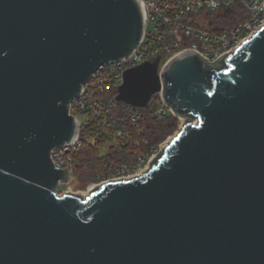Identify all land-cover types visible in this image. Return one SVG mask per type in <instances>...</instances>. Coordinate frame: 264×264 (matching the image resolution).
Wrapping results in <instances>:
<instances>
[{
	"label": "water",
	"instance_id": "1",
	"mask_svg": "<svg viewBox=\"0 0 264 264\" xmlns=\"http://www.w3.org/2000/svg\"><path fill=\"white\" fill-rule=\"evenodd\" d=\"M144 29L139 0H0V264H264V25L216 64L163 65L185 120L146 171L56 193L67 104ZM159 60L126 70L117 100L145 105Z\"/></svg>",
	"mask_w": 264,
	"mask_h": 264
},
{
	"label": "built area",
	"instance_id": "2",
	"mask_svg": "<svg viewBox=\"0 0 264 264\" xmlns=\"http://www.w3.org/2000/svg\"><path fill=\"white\" fill-rule=\"evenodd\" d=\"M145 18L144 35L140 43L128 55L119 60L103 62L92 77L82 84V92L67 104L68 114L77 118L78 131L71 143L53 146L49 157L53 168L66 169L68 178L58 179L55 191L61 195L71 191L70 182L77 171L78 164L73 153L81 146L80 127L92 120L100 119L102 125H108L103 117V107L95 98L94 92H102L107 85L118 87L123 83L126 70L144 62L152 61L162 55L165 61L158 68L160 86L153 95L157 97L158 106L155 116L163 118L171 113V107L163 99L164 83L161 79L163 65L175 55L184 51H194L210 64H216L226 54L234 51L245 39L249 38L264 25V0H139ZM240 5L237 21L223 29H212L209 25L208 12ZM113 102V99H108ZM136 115L133 120L138 119ZM184 122L185 118L176 116ZM108 134L111 131L106 128ZM115 138H127L117 128L113 131ZM167 141L153 144L148 156L140 154L132 164L116 167L101 180L89 188L102 182L128 179L146 171L152 160L160 153ZM88 193V192H87Z\"/></svg>",
	"mask_w": 264,
	"mask_h": 264
},
{
	"label": "trees",
	"instance_id": "3",
	"mask_svg": "<svg viewBox=\"0 0 264 264\" xmlns=\"http://www.w3.org/2000/svg\"><path fill=\"white\" fill-rule=\"evenodd\" d=\"M239 9L240 5L235 4L208 12L210 28L223 29L232 25L237 21L236 16L243 14ZM159 56L158 68L165 61V57ZM118 93L119 88L113 85H107L102 92H94L95 98L103 107V117L107 118L108 125H102L100 119L82 124L81 146L73 153V159L78 166L83 163L86 165V177H96V182L116 167L134 163L138 155L148 156L150 147L163 141L177 127L178 118L171 113L163 118L155 116L154 111L158 106L155 95L145 105L134 106L117 100ZM108 99H113V102ZM136 115H139L138 119L133 120ZM116 126L127 138L121 140L114 137ZM106 128L111 134H108ZM106 143L110 145L107 152L102 153V147Z\"/></svg>",
	"mask_w": 264,
	"mask_h": 264
},
{
	"label": "rangeland",
	"instance_id": "4",
	"mask_svg": "<svg viewBox=\"0 0 264 264\" xmlns=\"http://www.w3.org/2000/svg\"><path fill=\"white\" fill-rule=\"evenodd\" d=\"M154 61V59H152ZM148 63V62H144ZM182 120L178 118L177 121V127L164 139L165 141H169L170 138L176 133V131L181 127L182 125ZM110 143H106L103 147L101 152L105 153L108 150ZM86 165L83 163L77 167V173L75 172L74 177L72 178L70 182V188L71 191L78 194V195H86L88 192V188L96 182L95 178L96 177H86Z\"/></svg>",
	"mask_w": 264,
	"mask_h": 264
}]
</instances>
